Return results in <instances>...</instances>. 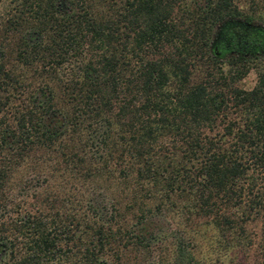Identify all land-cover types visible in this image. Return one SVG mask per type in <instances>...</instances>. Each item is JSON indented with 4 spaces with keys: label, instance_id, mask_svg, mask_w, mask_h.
I'll use <instances>...</instances> for the list:
<instances>
[{
    "label": "trees",
    "instance_id": "obj_1",
    "mask_svg": "<svg viewBox=\"0 0 264 264\" xmlns=\"http://www.w3.org/2000/svg\"><path fill=\"white\" fill-rule=\"evenodd\" d=\"M241 1L15 0L1 15L0 264H148L164 212L185 223L173 264H201V222L219 245L251 244L247 223L264 224V32L243 22L264 26V0ZM249 69L253 86L238 87ZM103 174L129 189V221L73 184Z\"/></svg>",
    "mask_w": 264,
    "mask_h": 264
},
{
    "label": "rangeland",
    "instance_id": "obj_2",
    "mask_svg": "<svg viewBox=\"0 0 264 264\" xmlns=\"http://www.w3.org/2000/svg\"><path fill=\"white\" fill-rule=\"evenodd\" d=\"M14 1L15 0H0V17L6 10H8L10 7L12 8V6L14 5ZM236 3L241 9L245 8L243 1L240 0L237 2L236 0ZM235 22L242 23V21H239V19L235 20ZM243 24H246L247 26L255 28L257 30H264V26L261 25L260 19H256L255 16L250 22H243ZM252 52L255 51L252 50L251 53ZM245 57L248 61H255L252 54ZM261 60L264 61V57ZM201 66L193 70V79L197 80L201 76L204 70V68H202ZM64 68H62V70L63 72H66V69L64 70ZM254 82L255 72L254 70L249 69L247 73L237 82V86L243 89H249L253 86ZM80 133L81 136H85L82 130ZM64 138H66V135L64 136ZM20 177L21 176L19 172L15 173L11 175V181L8 182L13 204H16L17 202L22 200L19 196V183L21 180ZM103 177L104 174L101 175L100 178L97 175L93 181L90 179L86 182L84 180L76 179L73 184L78 187L79 191L83 194V197L88 196L92 193L95 201L97 202L105 203L107 201L109 202L110 200H118V202L120 203V211L124 214V219H127L129 221V215L131 214H129L124 209V207H126L128 204L129 189L117 183V180L115 178H113L112 181L109 180V183L106 184L102 180ZM38 183L43 182H41V180L39 179ZM31 186H34L33 182L31 183ZM28 192L26 194H28ZM22 198H26L25 201L27 203L30 202L29 198ZM9 210L16 211L17 209L16 207L12 208L10 205ZM161 215L163 217L157 216L160 221H157V223L155 224L156 229H159L160 231L156 233V237H152L149 242V255L145 259L148 264H173V262L168 259L170 247H172L173 242L172 234L181 230L182 226L185 224L183 220H180V218L176 216L175 213L164 212V214ZM6 216H14V214L8 212ZM194 231L196 238L198 239L197 244H199V249L197 247L196 250L198 251V254L200 253L199 260H201V264H264V259H262V255L259 249V244L260 242H262L261 236L262 234H264V224L262 223L261 218H256L253 222L247 223L246 233L248 235H252L253 237L251 244L246 246L236 245L233 239V241H230L227 246L219 245L218 240L220 238L218 237V233L216 232V230L211 225H204L203 222H201L200 224L198 223L195 226ZM162 257H164V261H159V259Z\"/></svg>",
    "mask_w": 264,
    "mask_h": 264
},
{
    "label": "flooded vegetation",
    "instance_id": "obj_3",
    "mask_svg": "<svg viewBox=\"0 0 264 264\" xmlns=\"http://www.w3.org/2000/svg\"><path fill=\"white\" fill-rule=\"evenodd\" d=\"M251 29H253L255 32L257 31L258 33H259L260 31H261V32H262V31L264 32V30H257V29H255V28H251ZM243 43L245 44V43H247V41H246V42L244 41ZM252 43H254V40H252L251 43H250L249 45H251Z\"/></svg>",
    "mask_w": 264,
    "mask_h": 264
}]
</instances>
